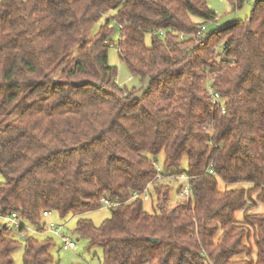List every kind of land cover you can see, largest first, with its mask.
Segmentation results:
<instances>
[{"label":"trees","instance_id":"obj_1","mask_svg":"<svg viewBox=\"0 0 264 264\" xmlns=\"http://www.w3.org/2000/svg\"><path fill=\"white\" fill-rule=\"evenodd\" d=\"M110 11L140 89L116 81L109 19L89 35ZM215 17L205 0H0V264L19 244L4 216L29 228L22 264H48L42 213L102 198L110 216L76 226L102 264H264V0L206 35ZM183 174L189 198L171 206L162 180Z\"/></svg>","mask_w":264,"mask_h":264},{"label":"rangeland","instance_id":"obj_2","mask_svg":"<svg viewBox=\"0 0 264 264\" xmlns=\"http://www.w3.org/2000/svg\"><path fill=\"white\" fill-rule=\"evenodd\" d=\"M208 7L213 10L216 14L214 20L205 23L204 33L210 34L217 31L219 28L224 27L227 24L235 22L237 20L247 19L253 7L255 0H244L243 3L238 7L232 0H205ZM113 16V11H110L103 18L98 20L93 24L89 31V35H93L100 30V27L108 21V27L111 30L109 39L111 41V46L108 48V62L109 64L117 68L116 81L120 86L127 87L128 89L136 88L140 89L143 86L140 78L134 76L130 73L126 65L119 59L117 51V41L119 37V32L115 22L111 19ZM150 35L146 36V43L150 42ZM222 48V43L216 46V50L219 51ZM185 165V164H184ZM184 175V174H183ZM186 176V175H184ZM3 181V177L0 174V182ZM162 182L167 183L170 186L169 190V204L173 206L176 202H181L182 197L177 190L179 188H184L186 185V180L180 177L173 178L171 180H162ZM220 188H223V184L220 182ZM152 199L145 202V210L152 212L157 209L156 195L151 190L150 192ZM110 216V210L108 207H101L99 209L89 211L81 216H76L73 214H66L60 216L56 211H51L49 217L42 218L41 224L55 223L59 225H64V233L69 238L76 243V247L73 250H64L61 248L62 239L60 237L53 236V246L51 247L50 254L52 260L48 264H102V248L100 246H90L89 239L79 235L76 232V226L79 217H84L89 219L95 226L101 225V223ZM237 217L241 218V212L237 213ZM2 221L0 220V223ZM30 229H34L35 226L27 224ZM48 233L43 232L42 234L36 235L41 238L46 236ZM11 235L18 240V247L13 252V259L16 264H22V255L24 247V239H21L16 232L11 233Z\"/></svg>","mask_w":264,"mask_h":264},{"label":"built area","instance_id":"obj_3","mask_svg":"<svg viewBox=\"0 0 264 264\" xmlns=\"http://www.w3.org/2000/svg\"><path fill=\"white\" fill-rule=\"evenodd\" d=\"M183 36V34L181 35V37ZM208 96L209 98L212 100L213 103L215 104H221V96L218 92H216L212 87L208 86ZM157 172H159V168H157ZM209 172L211 173L212 170H209ZM158 178H160V174L158 173L157 175ZM180 178L185 179L186 180V185L184 186V188L182 189L180 195L183 198L182 200L187 201L190 195V186L188 184V178L186 176H180ZM138 197H142L144 200L148 199V194L147 192H137L134 191L131 194V198L132 199H136ZM101 201L104 203V205L106 207H110L113 204V202L102 198ZM51 214L50 211H44L42 213L43 217H49ZM5 222V226L6 229L8 231H10L11 233L16 232L19 237L21 239H24L26 237L27 231L29 230V228H27L26 230H21V228H24V225L21 222V218L20 216L16 213V212H12L9 215H6L2 218ZM66 224L64 225H59V224H55V223H50L48 225H46V230L50 233H52L55 236H58L62 239V248L65 250L68 249H74L76 247V243L72 240L69 239L65 233H64V229H65ZM26 228V227H25Z\"/></svg>","mask_w":264,"mask_h":264},{"label":"water","instance_id":"obj_4","mask_svg":"<svg viewBox=\"0 0 264 264\" xmlns=\"http://www.w3.org/2000/svg\"><path fill=\"white\" fill-rule=\"evenodd\" d=\"M149 240L152 241V242H157L156 238H150Z\"/></svg>","mask_w":264,"mask_h":264}]
</instances>
